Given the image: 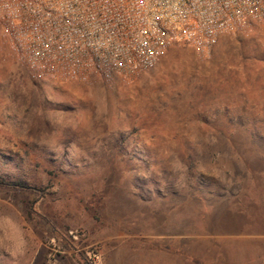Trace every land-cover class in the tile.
<instances>
[{
	"label": "rangeland",
	"instance_id": "374dc122",
	"mask_svg": "<svg viewBox=\"0 0 264 264\" xmlns=\"http://www.w3.org/2000/svg\"><path fill=\"white\" fill-rule=\"evenodd\" d=\"M0 178L30 187L0 188V264H232L251 233L207 221L264 206V24L112 86L33 81L0 37Z\"/></svg>",
	"mask_w": 264,
	"mask_h": 264
},
{
	"label": "built area",
	"instance_id": "2783aa9c",
	"mask_svg": "<svg viewBox=\"0 0 264 264\" xmlns=\"http://www.w3.org/2000/svg\"><path fill=\"white\" fill-rule=\"evenodd\" d=\"M257 23L264 0H0V37L36 82H128L174 47L206 57Z\"/></svg>",
	"mask_w": 264,
	"mask_h": 264
},
{
	"label": "crops",
	"instance_id": "0c3cea01",
	"mask_svg": "<svg viewBox=\"0 0 264 264\" xmlns=\"http://www.w3.org/2000/svg\"><path fill=\"white\" fill-rule=\"evenodd\" d=\"M224 37L226 36L221 37L218 44ZM214 216L207 222L222 231L223 234L218 236L219 240L234 241L243 238V235L238 234L245 230L251 233L244 237L247 241L244 247L239 248L238 254L228 259L232 264H264V206L238 210L231 199L226 204L225 211Z\"/></svg>",
	"mask_w": 264,
	"mask_h": 264
},
{
	"label": "trees",
	"instance_id": "16d2710c",
	"mask_svg": "<svg viewBox=\"0 0 264 264\" xmlns=\"http://www.w3.org/2000/svg\"><path fill=\"white\" fill-rule=\"evenodd\" d=\"M0 188L8 190H30V187L25 182L9 181L4 178H0Z\"/></svg>",
	"mask_w": 264,
	"mask_h": 264
}]
</instances>
